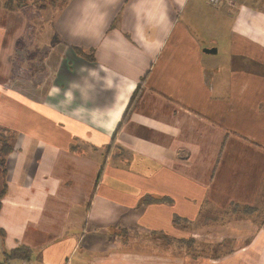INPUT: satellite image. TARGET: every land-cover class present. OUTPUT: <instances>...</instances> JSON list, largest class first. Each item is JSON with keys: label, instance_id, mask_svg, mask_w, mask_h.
I'll list each match as a JSON object with an SVG mask.
<instances>
[{"label": "crops", "instance_id": "0c3cea01", "mask_svg": "<svg viewBox=\"0 0 264 264\" xmlns=\"http://www.w3.org/2000/svg\"><path fill=\"white\" fill-rule=\"evenodd\" d=\"M2 2L0 263L264 264V0Z\"/></svg>", "mask_w": 264, "mask_h": 264}, {"label": "trees", "instance_id": "16d2710c", "mask_svg": "<svg viewBox=\"0 0 264 264\" xmlns=\"http://www.w3.org/2000/svg\"><path fill=\"white\" fill-rule=\"evenodd\" d=\"M34 4H36V3L33 2V5ZM42 4H44V3H42ZM2 5L5 9H7L9 11H14V12L23 11L24 13H26V11H27V13H28V9H30L27 6L30 4L25 2V0H3ZM31 5H32V3H31ZM37 9L42 10L45 8L44 7H37ZM29 19H30V17L28 18V20ZM231 209L234 212L241 211V212H243L244 215H247V216L248 215L250 216L251 214H253L257 210L254 207H238V206H232ZM262 212H264V209ZM184 241L185 242L190 241L193 244V239L184 240ZM31 255H32L31 249H29L25 246H19V247L15 248L9 252H4L1 255V261H2V263H8L12 260H27V261H29L31 259ZM196 255H197V253H196ZM2 263H0V264H2Z\"/></svg>", "mask_w": 264, "mask_h": 264}, {"label": "rangeland", "instance_id": "374dc122", "mask_svg": "<svg viewBox=\"0 0 264 264\" xmlns=\"http://www.w3.org/2000/svg\"><path fill=\"white\" fill-rule=\"evenodd\" d=\"M65 1V0H64ZM220 1V0H219ZM25 2H27V3H29L30 5H27L30 9H28V13H27V11H26V13H27V16H28V18L29 17H33V12L34 11H37L38 9H37V7H44L45 9L47 8V7H49V3H53V4H56V6H61V5H63V3H62V0H25ZM33 2H35L36 4H34L33 5ZM31 3H32V5H31ZM42 3H44V4H42ZM219 3V2H218ZM218 6V5H217ZM211 7V9H213V8H215L214 6H210ZM50 8V7H49ZM58 8V7H57ZM52 10H54V9H52ZM30 12V13H29ZM55 18V17H54ZM53 18V19H54ZM46 19H48V18H46ZM29 20H31V19H29ZM244 207H248V206H244ZM204 209H207L206 207H204ZM241 209V208H240ZM256 209V208H255ZM262 211L263 210H260V209H257L256 210V212H254L253 214H251L250 216H252V215H255L256 217H259L260 216V214L262 213ZM238 214H240L239 216H241V217H249V215L247 216V215H244L243 214V212H241V211H238L237 212ZM214 219H216V217H214ZM181 222H183V221H181ZM185 222V221H184ZM191 224V223H190ZM194 225V224H193ZM189 240V239H188ZM195 241V240H194ZM207 249H209V248H207ZM218 250V249H217ZM217 250H212V249H209V252L210 253H216L217 252ZM194 255H192L193 257H195L196 256V253H193ZM203 254H205V253H203Z\"/></svg>", "mask_w": 264, "mask_h": 264}, {"label": "water", "instance_id": "95a60500", "mask_svg": "<svg viewBox=\"0 0 264 264\" xmlns=\"http://www.w3.org/2000/svg\"><path fill=\"white\" fill-rule=\"evenodd\" d=\"M202 51L206 54H214L216 53V48L212 47V48H203Z\"/></svg>", "mask_w": 264, "mask_h": 264}, {"label": "built area", "instance_id": "2783aa9c", "mask_svg": "<svg viewBox=\"0 0 264 264\" xmlns=\"http://www.w3.org/2000/svg\"><path fill=\"white\" fill-rule=\"evenodd\" d=\"M211 5H217L219 0H208Z\"/></svg>", "mask_w": 264, "mask_h": 264}]
</instances>
